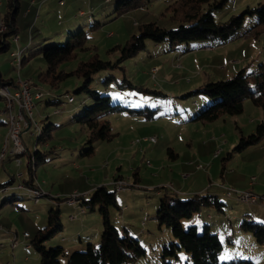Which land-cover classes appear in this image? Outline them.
<instances>
[{
  "label": "rangeland",
  "instance_id": "rangeland-1",
  "mask_svg": "<svg viewBox=\"0 0 264 264\" xmlns=\"http://www.w3.org/2000/svg\"><path fill=\"white\" fill-rule=\"evenodd\" d=\"M119 1L122 0H46L42 5L40 0H20L16 21L18 39H10L8 51L0 53L2 78L15 82L19 77L36 82V74L45 69L42 55L33 56L17 70L12 53L22 52L26 56L30 50L64 45L70 34L80 30L87 34L88 46L96 50L101 60L115 63L119 52L110 50L137 34V23H156L165 29L178 26L167 10L172 0H148L144 8L116 16L114 8ZM263 1L228 0L213 12L214 21L224 22ZM4 10L5 0H0V14ZM255 23L254 17H247L241 33L225 43L204 39L170 49L168 42L155 44L146 40L143 50L122 62V70L115 67L95 74L90 88L109 96L111 104L144 109L145 114L149 113L146 108L155 111L152 120L127 112L104 117L116 134L110 141L87 142L89 129L79 119L94 103L83 93L74 94L81 84L79 79L68 77L57 89L39 85L42 97L33 102L32 126L22 133L28 153L20 156L19 166L15 159L0 166V183H7L13 175L15 190L14 201L0 207V228L10 232L2 242L5 247L0 252V264H39L34 249L24 247L47 225L50 203L54 205L52 208L58 206L62 230L45 243L47 248L62 247L71 253L83 251L87 244L98 246L102 224L97 208L84 209L85 213L79 214L66 205L69 198L83 196L84 191L89 193L99 186L115 191L120 210L110 208L109 212L118 232L125 234V227L145 250V255L133 264H163L162 250L174 241L170 229L157 226L160 199L184 202L196 194L217 195L225 205L224 212L217 213L212 208L201 211L191 220H183V229L194 225L201 232L203 225H208L222 243L219 263L238 258L264 264V246L257 245L251 234L238 227L243 218L261 223L257 216L250 220L246 215L249 206L256 209L261 204L248 205L224 194L228 189L264 195V138L240 153L233 150L240 135L248 136L258 125H264V110L246 100L239 114L199 122L195 117L212 102L202 95L182 97L207 83L227 80L241 71L250 77L264 68V33L255 38L243 36ZM92 53L91 50L78 52L62 69L73 71ZM109 76L112 79L104 84ZM124 79L130 86L124 83L118 87ZM54 101L58 102L57 106L51 103ZM4 108L5 103L0 100V121L7 123V116L1 113ZM33 123L40 129L49 123L56 127L46 144L35 147L38 133L34 132ZM4 133L2 126L0 149L4 145L3 140L1 147ZM151 137L155 138L154 143L149 141ZM90 145L92 153L83 154ZM35 149L46 151V162L35 174L42 193L48 196L38 198L37 203L28 188L18 189L29 178L27 155ZM168 150L177 157L171 159ZM118 176L125 184L122 190L112 186V179ZM77 204L78 209V200ZM69 217L75 219L68 220ZM24 232L30 237L24 238ZM13 240L16 246L11 245ZM178 257L180 264H191L184 251L178 252ZM60 262L66 264V258Z\"/></svg>",
  "mask_w": 264,
  "mask_h": 264
},
{
  "label": "trees",
  "instance_id": "trees-1",
  "mask_svg": "<svg viewBox=\"0 0 264 264\" xmlns=\"http://www.w3.org/2000/svg\"><path fill=\"white\" fill-rule=\"evenodd\" d=\"M227 1L172 0L167 10L170 12V19L177 22L178 26L175 29H165L157 26L156 23H137V34L130 36L124 45L116 46L110 50L119 52V58L115 63L101 60L96 50L88 46L87 34L80 30L70 34L64 45L53 44L41 49L30 50L26 56L19 52L21 54L20 68L26 61L38 54H41L45 61V69L36 74V82L29 80L31 93L39 90V85H44L47 89H57L68 77L73 76L79 79L81 84L75 89L74 94L83 93L94 103L89 110L84 111V115L79 119L89 129L90 138L87 142L90 143L92 140L110 141L116 134L112 132L104 117L111 113L127 112L131 116L142 115L145 119L152 120L155 111L146 108L149 113L145 114L144 109H131L120 104H111L109 96L100 95L90 88L93 76L115 67L122 70L120 67L122 62L143 50L146 40L155 44L168 42L170 49H174L182 43L204 39L225 43L241 33L247 17H254L256 23L243 33L244 37L255 38L260 33H264V1L254 8H245L224 22H215L213 12L221 9ZM146 2L148 0H122L115 4L114 12L116 16H120L129 10L144 8ZM19 10L20 0H5V10L0 14L5 28L0 31V53L8 51L10 39L14 40L17 37L16 21ZM90 50L93 51L90 57L79 62L73 71L65 72L62 69L64 64L76 58L78 52H89ZM111 79L112 77L109 76L103 83L107 84ZM15 83L16 81L3 79L0 74V87L6 86L14 89ZM124 83H127L125 79L117 86L121 87ZM127 85L130 86L128 83ZM152 94L159 96L157 92ZM195 95L207 97L212 102L195 117L194 120L199 122H213L224 115L239 114L242 112L243 103L246 100H250L254 106L264 110V68L261 67L257 73L250 77L245 76L241 71L227 80L207 83L182 97ZM0 100L6 105V101L1 96ZM72 100L73 98L70 97L69 101ZM51 103L57 106L58 102ZM7 125L8 121L7 123L0 121V127H7ZM55 128L52 123L45 125L42 129L39 128L35 147L38 144H46L52 138L51 131ZM263 138L264 125L260 124L254 133L248 136L240 135L233 150L240 153L248 147L257 145ZM91 153L90 145L83 154L90 155ZM168 153L171 159L177 157L171 150H168ZM45 156L46 151L36 149L27 155L26 166L29 178L27 181H23V185L34 186L35 171L46 162ZM11 179L13 180L14 176ZM120 180L122 181L118 176L113 178L112 182ZM136 181L137 179L134 184ZM0 188H7V186L0 185ZM87 196H78L76 199L83 209L94 211L97 208L102 224L99 245L87 244L83 251L71 253H66L62 247L47 248L45 243L62 230L60 211L56 206L48 212L47 225L38 230L35 237L29 242L30 247L39 257V264H61L60 260L64 257L66 264H133L145 255V250L137 239L129 235L126 230H124L125 234H120L113 225L110 208L120 210L115 199V191H108L106 186H99L89 192ZM9 199L14 198L10 197ZM9 199L5 201L11 202ZM224 206V203L213 195L196 194L184 202L160 199L159 209L156 213L157 226L170 229L174 238V241L162 250L163 264H171L170 261L165 260L177 261L180 264L178 257L180 251L189 255L191 264H256L252 260L238 258H231L219 263L222 243L218 235L210 231L208 225H203L201 232H198L194 225H190L186 230L183 229V220H191L195 214L211 208L217 213H223ZM238 227L240 231L251 234L257 245L264 246L263 224L243 218Z\"/></svg>",
  "mask_w": 264,
  "mask_h": 264
},
{
  "label": "built area",
  "instance_id": "built-area-1",
  "mask_svg": "<svg viewBox=\"0 0 264 264\" xmlns=\"http://www.w3.org/2000/svg\"><path fill=\"white\" fill-rule=\"evenodd\" d=\"M1 19V18H0ZM5 28H3L4 30ZM16 40V38L14 39ZM12 56L14 57L15 63V54L12 53ZM235 63V62H230ZM14 89L8 88V87H2L4 90L8 93V107L6 109L2 110V114L5 116L10 117V120L12 124H14V136L12 138H8L6 140L5 146L3 149L0 150V164L5 159L6 155L9 153L13 159H15V163L17 166L20 165V156H22L27 152V149L22 141V133L25 131H28L32 123H29V116H33V102L34 100H39L41 98V91L36 90L34 93H31L30 90V82L29 80H21L20 78L17 79L15 83ZM71 100V99H70ZM34 124V130H35V123ZM149 141L151 143L155 142V138L151 137L149 138ZM20 176V175H19ZM114 189H124L125 184L123 181H114L112 182ZM18 188H30L33 192H41V197H45L44 193H42V190L40 189V186L38 184L34 183L33 187L21 185L18 186ZM9 189L7 188H0V193L6 192ZM224 194L227 197L234 198L235 200L246 203V204H256V203H263L264 204V195L263 196H257L250 192H243V193H237L233 192L232 190H224ZM75 197L69 198V203H75L74 201ZM37 201H34V203H37ZM24 237H28L27 233L23 234ZM12 246H16V242L13 240L11 241Z\"/></svg>",
  "mask_w": 264,
  "mask_h": 264
},
{
  "label": "crops",
  "instance_id": "crops-1",
  "mask_svg": "<svg viewBox=\"0 0 264 264\" xmlns=\"http://www.w3.org/2000/svg\"><path fill=\"white\" fill-rule=\"evenodd\" d=\"M46 0H40V2H43L42 3V5H44ZM106 1V0H105ZM107 2V1H106ZM59 5H61L60 4V2H59ZM18 38L16 37V40H17ZM26 81V80H25ZM4 129H5V133H4V135L6 134V129H7V127L5 126L4 127ZM4 137L5 136H3V138H2V141H1V147H2V142H3V140H4ZM2 149V148H1ZM0 149V150H1ZM13 159V157L8 153L7 155H6V157H5V159L2 161V163L0 164V166L1 167H3L4 166V163L6 162V161H11ZM13 176V175H12ZM12 176H9V181L7 182V183H0V185H6V186H12V184L14 183V179L12 180L11 179V177ZM12 180V181H11ZM1 182V181H0ZM11 182V183H10ZM34 183L35 184H38L37 182H36V174H35V176H34ZM39 185V184H38ZM40 186V185H39ZM13 187H14V185L11 187V188H9L8 190H7V192L6 193H0V207H2L3 205H5L6 203H8L7 201H5V200H7V199H9L10 197H12L13 195H14V192H15V190L13 189ZM180 192H183V191H180ZM87 191H84V194H83V196H87ZM180 195H184V196H186L184 193H179ZM214 196H217V195H214ZM45 197H48L47 195L45 196ZM10 201H14V199H9ZM74 201H75V203H69V202H67V207H69V208H71V209H73L74 211L76 210V211H78V213L79 214H84L85 213V211H84V209H82L80 206H78L79 208L77 209V199H76V197H75V199H74ZM256 204H261V205H257V208L255 209L254 207H251V206H249V210H248V212H249V215L248 214H246L247 215V217H249V218H251L250 220H254V218H256V216L258 217V219H259V221H261V223H263V225H264V213H263V208H264V204L263 203H256ZM256 204H254V205H256ZM57 205V204H56ZM248 205H251V204H248ZM50 206H51V208L52 207H54V205L52 204V203H50ZM80 209V210H79ZM1 211V210H0ZM75 219V217H69L68 218V220H74ZM143 223V222H142ZM124 230H126L127 232H128V229H126L125 227H123V231ZM25 233V232H24ZM10 236V232H4L1 228H0V252L2 251L1 249H3L4 247H5V245L2 243V242H4L5 240H6V238L7 237H9ZM24 237V236H23ZM30 236L28 235V237H24V238H29ZM80 238V237H79ZM9 239V238H8ZM26 250H28L29 248H30V245H26L25 247H24ZM26 255V254H25ZM11 256H12V258H14V253H12L11 254ZM27 256L28 255H26L25 256V258H27ZM14 263H16V262H14Z\"/></svg>",
  "mask_w": 264,
  "mask_h": 264
},
{
  "label": "bare ground",
  "instance_id": "bare-ground-1",
  "mask_svg": "<svg viewBox=\"0 0 264 264\" xmlns=\"http://www.w3.org/2000/svg\"><path fill=\"white\" fill-rule=\"evenodd\" d=\"M60 4H62L61 1H60ZM3 28H4V24H3L2 20L0 19V31H2ZM20 56H21V54L19 52L18 53H15L17 70H19L18 68H19V66L21 64L20 63ZM0 96L2 98H4V100L6 101V105H5V109H6L8 107V93L2 87H0ZM41 97H42V93H41ZM29 123H32V116H29ZM34 132L35 133H38L39 132V127L35 126ZM13 136H14V124H12V122L10 120V117H8L7 134L5 136L3 148L5 146L6 140H8V138H12ZM18 189H21V188H18ZM28 190H29V193L33 196L34 201H37L38 198H41V192H33V191L30 190V188H28ZM116 190H122V189H116ZM6 192H2V193H6Z\"/></svg>",
  "mask_w": 264,
  "mask_h": 264
}]
</instances>
